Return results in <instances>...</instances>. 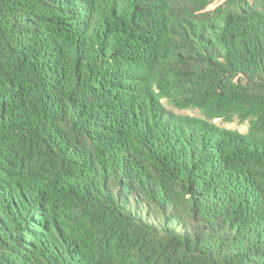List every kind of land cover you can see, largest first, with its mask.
Here are the masks:
<instances>
[{
  "label": "trees",
  "instance_id": "trees-1",
  "mask_svg": "<svg viewBox=\"0 0 264 264\" xmlns=\"http://www.w3.org/2000/svg\"><path fill=\"white\" fill-rule=\"evenodd\" d=\"M0 264H264V0H0Z\"/></svg>",
  "mask_w": 264,
  "mask_h": 264
},
{
  "label": "rangeland",
  "instance_id": "rangeland-1",
  "mask_svg": "<svg viewBox=\"0 0 264 264\" xmlns=\"http://www.w3.org/2000/svg\"><path fill=\"white\" fill-rule=\"evenodd\" d=\"M217 5H211L209 9H214ZM161 105L164 106V108L176 113L180 114L182 116H189V117H202L200 112L195 109L190 110H178L167 103V101L162 100L160 101ZM214 123L220 127H223L226 130H237L239 133L244 134L247 130V124L239 122L237 119H233L232 121L229 120H215Z\"/></svg>",
  "mask_w": 264,
  "mask_h": 264
}]
</instances>
